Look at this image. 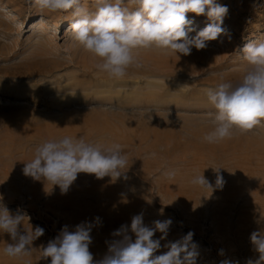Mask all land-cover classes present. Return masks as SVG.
<instances>
[{"label":"rangeland","instance_id":"rangeland-1","mask_svg":"<svg viewBox=\"0 0 264 264\" xmlns=\"http://www.w3.org/2000/svg\"><path fill=\"white\" fill-rule=\"evenodd\" d=\"M82 3L95 10L93 0ZM216 3L228 8L222 24L227 34L188 56L139 50L142 67L130 68L117 81L97 71L102 60L73 40L65 22L74 19L71 10L39 12L32 0H0V8L14 12L0 13V48L17 49L10 54L15 66L6 67L0 58V203L12 214L20 210L25 215L21 228L44 229L23 259L2 254L11 239L0 232V264H50V257L41 258L42 247L64 226L75 231L84 222L93 225L89 251L98 261L108 253L107 242L120 239L111 234L121 225L130 227L132 217L141 213L150 227L155 220L173 221L156 255L191 231L197 264L258 259L250 235L264 232V222H256L264 217V122L245 133L236 130L232 139L219 143L203 137L213 130L216 111L205 90L243 78L248 64L240 48L264 40V0ZM187 16L197 31L210 23L205 15ZM41 18L47 22L43 28L36 24ZM65 136L120 143L128 158L124 175L97 179L80 173L66 193L24 175L36 146ZM214 169L223 177L222 188L215 187ZM167 171H175V177L166 178ZM196 175H203L213 191L191 184Z\"/></svg>","mask_w":264,"mask_h":264},{"label":"clouds","instance_id":"clouds-1","mask_svg":"<svg viewBox=\"0 0 264 264\" xmlns=\"http://www.w3.org/2000/svg\"><path fill=\"white\" fill-rule=\"evenodd\" d=\"M127 3L134 7L126 6L125 0H93L95 10L89 11L82 0H32L39 12L71 10L73 40L102 60L95 65L97 71L117 81L123 79L130 68L142 67L139 50L157 49L164 54L188 56L193 48L205 49L207 42L227 34L222 24L228 8L216 0H127ZM187 13L205 15L210 23L197 31ZM193 32L195 35L190 36ZM228 39L231 40L230 35ZM240 52L248 64L243 78L235 83L222 81L205 90L207 100L216 110L212 121L214 128L203 137L209 144L232 139L236 130L245 133L264 122V40L248 41ZM126 167L128 158L120 143L93 144L86 143L83 138L65 136L45 140L36 146L33 158L25 162L23 173L34 180L50 183L52 187L59 186L61 192L66 193L80 173L94 174L97 179L106 176L119 179ZM214 170L217 173L215 187L222 188L223 177L219 169ZM164 175L173 179L176 173L167 171ZM191 184L212 191L214 187L203 175L194 176ZM24 218L20 210L12 214L0 203V232L11 239L2 250L8 258L29 256L33 242L44 235V229L39 226L31 230L21 228ZM256 222H264V217ZM172 223L170 218L155 220L150 227L144 224L143 213L133 216L130 227L121 225L111 234L120 239L107 242L108 253L98 261H94L89 251L93 225L84 222L77 225L75 231L64 226L55 239L42 247L41 258L50 257V264H197L198 245L193 242L191 231L164 244L167 251L156 255ZM129 232L134 234V240ZM156 232L162 234L159 239L153 238ZM250 242L259 257L248 259L246 264H264V232L253 231ZM221 264L232 262L225 259Z\"/></svg>","mask_w":264,"mask_h":264},{"label":"bare ground","instance_id":"bare-ground-1","mask_svg":"<svg viewBox=\"0 0 264 264\" xmlns=\"http://www.w3.org/2000/svg\"><path fill=\"white\" fill-rule=\"evenodd\" d=\"M12 10V9H11ZM11 10H9L8 9V7H4V8H2V6H1V8H0V13H1V15L2 14H5V15H9V14H13L14 12L13 11H11ZM1 20H3L2 18H0ZM73 21V20H72ZM72 21H68V20H66L65 22L67 23V26H70V23L72 22ZM50 22V21H49ZM37 25H39V28H43L44 26H46L47 25V22H46V20L44 19V18H41L40 20H38V22L36 23ZM55 24H57V23H55ZM3 30V28L1 27V25H0V32ZM4 32V31H3ZM5 33V32H4ZM0 41H2V42H4V37H2V35L0 34ZM15 49L13 48V50L11 49V50H9L7 47L6 48H0V58H5V62H7V63H3L6 67H10V66H15V64H16V62H15V60H12L11 58V53H12V51H14ZM17 50V49H16ZM15 50V51H16ZM14 55V54H13ZM13 58H14V56H13ZM15 59V58H14ZM3 65V66H4ZM36 66V64H33L32 66ZM31 66V67H32ZM34 66V67H35ZM33 67V68H34ZM11 68V67H10ZM9 68V69H10ZM28 68H30L29 66H28ZM28 68H26V69H28ZM37 68H38V66H37ZM32 69V68H31ZM6 70H7V68H6ZM5 70V71H6ZM12 71H13V69H11ZM34 70V69H33ZM38 70V69H37ZM36 70V71H37ZM12 71H10V72H12ZM14 71H18V70H14ZM22 71H25V68L24 69H22ZM28 71H30V70H28ZM8 72V71H7ZM9 72V73H10ZM4 73H6V72H4ZM3 73V74H4ZM9 73H7V74H9ZM13 73V72H12ZM15 73V72H14ZM13 73V74H14ZM27 73V72H26ZM5 76V75H4Z\"/></svg>","mask_w":264,"mask_h":264}]
</instances>
